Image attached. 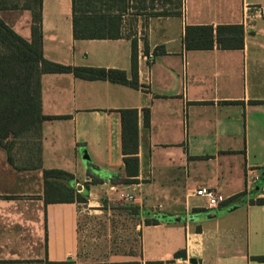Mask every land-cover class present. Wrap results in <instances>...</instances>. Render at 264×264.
I'll return each instance as SVG.
<instances>
[{"label": "crops", "instance_id": "crops-1", "mask_svg": "<svg viewBox=\"0 0 264 264\" xmlns=\"http://www.w3.org/2000/svg\"><path fill=\"white\" fill-rule=\"evenodd\" d=\"M17 1L25 2L6 0ZM127 2L131 38L76 40L73 0H43L45 59L123 70L131 81L136 37L139 88L42 75V113L64 118L42 124L41 168L19 144L11 164L0 142V264H264L255 260L264 257V0ZM162 10L173 13L154 15ZM0 18L32 41V10L0 9ZM207 25L243 26L244 48L188 50L186 27ZM131 109L139 112L140 172L137 184L123 185L121 111ZM44 170L72 174L70 186L88 201H47ZM202 187L231 201L210 208L196 196ZM121 193L140 208L139 216L126 210L139 221L138 251L103 256L83 232L88 216ZM180 251L186 256L176 258Z\"/></svg>", "mask_w": 264, "mask_h": 264}, {"label": "trees", "instance_id": "trees-1", "mask_svg": "<svg viewBox=\"0 0 264 264\" xmlns=\"http://www.w3.org/2000/svg\"><path fill=\"white\" fill-rule=\"evenodd\" d=\"M164 2L172 0H162ZM179 4L183 0H177ZM7 3L0 1L1 10L29 9L33 11L32 41L29 42L10 28L0 18V142L8 151L9 161L15 165L12 151L18 149L31 152L32 167L41 168L42 124L45 121L64 117L46 116L42 113L41 77L43 74L71 73L75 77L88 81L104 80L112 83L139 88L138 40L132 38V74L131 81L123 70L78 67L54 63L44 57L42 34L43 0H25ZM127 0H73V35L76 40H115L131 38L133 34H124V16L128 13ZM173 12L162 10L155 16H169ZM188 50H211L215 44L224 50L243 49L245 30L241 25L187 26L184 37ZM148 50V49H146ZM122 147L126 177L118 184H137L140 172L139 151V112L123 110ZM144 125H150V112H144ZM18 169H21L20 167ZM45 198H60L68 202L77 200L86 203L88 194L78 193L70 186L74 176L62 170H44ZM89 190V188H86ZM245 193L235 198L243 197ZM52 200V199H51ZM229 201L224 204H228ZM67 202V201H66ZM127 211L140 215V208L130 205ZM158 219H146L147 225L158 224ZM185 251L176 254V258L185 257ZM264 261V257L255 258Z\"/></svg>", "mask_w": 264, "mask_h": 264}, {"label": "rangeland", "instance_id": "rangeland-1", "mask_svg": "<svg viewBox=\"0 0 264 264\" xmlns=\"http://www.w3.org/2000/svg\"><path fill=\"white\" fill-rule=\"evenodd\" d=\"M174 2L175 5L179 4L177 0ZM159 4L160 2L156 3V5ZM130 19L128 18V20ZM128 22L125 23L126 28L129 26ZM110 199L111 201H106L108 203H103L104 206H107V211L88 216L87 228L82 236L83 242L100 246L98 252L103 256L137 252L139 221L126 213L127 208L131 205L130 202L121 199L119 194L111 195ZM95 253L97 251L92 250L89 254ZM97 255L99 256V254Z\"/></svg>", "mask_w": 264, "mask_h": 264}, {"label": "built area", "instance_id": "built-area-1", "mask_svg": "<svg viewBox=\"0 0 264 264\" xmlns=\"http://www.w3.org/2000/svg\"><path fill=\"white\" fill-rule=\"evenodd\" d=\"M111 190H115V188H111ZM196 196L204 198L207 201L210 208H217L221 204L227 202L228 200L225 196L217 192V190L206 188V187L199 188L196 191ZM119 197L130 203L135 201V197L132 194L121 193ZM158 208H161V207H158Z\"/></svg>", "mask_w": 264, "mask_h": 264}, {"label": "water", "instance_id": "water-1", "mask_svg": "<svg viewBox=\"0 0 264 264\" xmlns=\"http://www.w3.org/2000/svg\"><path fill=\"white\" fill-rule=\"evenodd\" d=\"M78 189L81 190L82 189V186L79 185L78 186ZM190 262H191V264H197V261L196 260H191Z\"/></svg>", "mask_w": 264, "mask_h": 264}]
</instances>
